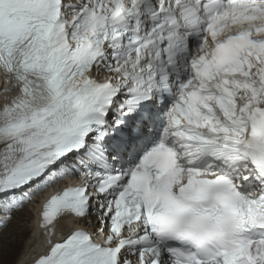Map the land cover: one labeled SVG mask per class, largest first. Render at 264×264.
<instances>
[{
  "label": "snow or ice",
  "instance_id": "1",
  "mask_svg": "<svg viewBox=\"0 0 264 264\" xmlns=\"http://www.w3.org/2000/svg\"><path fill=\"white\" fill-rule=\"evenodd\" d=\"M0 81L32 264H264V0H0Z\"/></svg>",
  "mask_w": 264,
  "mask_h": 264
},
{
  "label": "bare ground",
  "instance_id": "2",
  "mask_svg": "<svg viewBox=\"0 0 264 264\" xmlns=\"http://www.w3.org/2000/svg\"><path fill=\"white\" fill-rule=\"evenodd\" d=\"M36 197V196H35ZM35 197L32 200V206L34 207V214L28 218L32 221L30 228L22 229L20 222L23 221L21 211L13 214L12 222L8 228L4 229L3 233H0V248L3 249L2 261L3 264H23L24 260L35 250L38 249L39 235L36 230V220L40 206L34 205ZM75 227V226H72ZM72 228L67 229L65 232L70 231ZM28 238L29 247L27 249L24 240ZM23 249L24 252H23Z\"/></svg>",
  "mask_w": 264,
  "mask_h": 264
},
{
  "label": "rangeland",
  "instance_id": "3",
  "mask_svg": "<svg viewBox=\"0 0 264 264\" xmlns=\"http://www.w3.org/2000/svg\"><path fill=\"white\" fill-rule=\"evenodd\" d=\"M36 198V197H35ZM34 199V198H33ZM22 214H24L25 216H22L23 218V221L20 222V227L22 229H25V228H30L31 225H32V221L28 218V216L32 217L33 214H34V209H33V206H32V202L30 204H27L25 205V207L21 210ZM28 238L26 240H24L23 243H26L24 245H26L27 249L29 247V244H28ZM25 249H23V252H24Z\"/></svg>",
  "mask_w": 264,
  "mask_h": 264
}]
</instances>
